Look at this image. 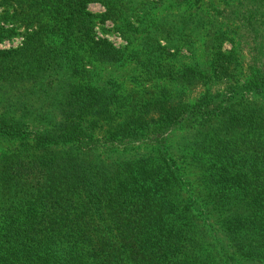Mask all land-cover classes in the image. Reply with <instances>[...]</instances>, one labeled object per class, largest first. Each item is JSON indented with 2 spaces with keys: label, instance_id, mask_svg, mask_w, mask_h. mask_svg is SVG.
I'll list each match as a JSON object with an SVG mask.
<instances>
[{
  "label": "trees",
  "instance_id": "trees-1",
  "mask_svg": "<svg viewBox=\"0 0 264 264\" xmlns=\"http://www.w3.org/2000/svg\"><path fill=\"white\" fill-rule=\"evenodd\" d=\"M93 1L115 10L113 0L0 3V41L13 35L5 24L24 28L20 47L0 50V82L28 85L7 97L11 114L0 113V148L13 143L0 150V264H264L260 25L248 77L214 92L239 58L221 51L229 32L198 10L199 0H176L187 13L179 27L129 22L126 31L143 35L146 59L157 60L154 80L166 76L160 40L177 41L193 55L178 85L201 89L194 99L186 89H158L133 104L115 80L85 69L81 47L106 65L125 54L95 41ZM256 2L253 26L264 18ZM200 39L218 55L215 72L192 52ZM29 95L37 96L31 107ZM18 109L35 117H16Z\"/></svg>",
  "mask_w": 264,
  "mask_h": 264
},
{
  "label": "rangeland",
  "instance_id": "rangeland-1",
  "mask_svg": "<svg viewBox=\"0 0 264 264\" xmlns=\"http://www.w3.org/2000/svg\"><path fill=\"white\" fill-rule=\"evenodd\" d=\"M115 10L110 12L105 4L99 1H93L88 4L87 10L96 15L93 24V36L95 41L108 40L116 47L125 50L122 61L114 65L101 64L95 59L89 57V51L86 48H80L81 53L87 63L85 65L86 71L91 74H97L95 80L113 79L116 84L121 87L122 91L128 96L131 103H135L138 99V95L147 98L156 97V91L158 89L167 88L172 91L173 94H178L184 91L186 88L178 85V73L183 72L186 65L192 61L191 50L182 46L177 41H172V44L161 39L160 43L163 46L168 47L167 52L162 53L159 58V66L162 67L165 77L162 79L153 78L155 73L151 69L157 67V60L152 61L150 58L146 59L148 50L145 47V43L142 41V34L136 29L134 32L126 31V27L130 22L132 26H140L141 22L147 24V17L152 21L157 22L161 26H177L187 23V19H183V15L186 16L185 4L181 5L176 0H113ZM258 10L264 12V0H199L198 10L203 14H207L212 18L215 25L221 31L229 32L228 40L223 39V45L220 46L221 51L228 52L234 50L238 54V63L234 65L226 64L229 70L226 74L220 76L219 80L213 86L214 92H222L227 88L229 83L234 81H243L248 77L249 68L255 63V57L257 55V48H255V25H260L259 32H264V18L259 20L257 24H252L250 17L252 15L253 8H256L254 3H258ZM2 0H0V3ZM152 2V4H150ZM178 3V4H177ZM4 7L0 4V20L1 16L5 14ZM152 11L146 14L148 11ZM105 13L108 16H104ZM148 15V16H147ZM163 16V18L161 17ZM186 18V17H185ZM3 21V20H2ZM1 22V21H0ZM4 22H1L3 25ZM127 25V26H126ZM8 28H13V35L4 38L0 41V50H10L18 48L24 41V28L17 23L5 24ZM214 36L210 37V41H213ZM261 39V38H260ZM202 43L201 39L196 40L194 43L192 52L196 54L197 59L201 62L203 68L207 72H215L217 63H219L218 55L215 51L208 52L204 47L200 48ZM170 54H177L176 57H171ZM264 61V56L262 57ZM154 63V64H153ZM66 63L62 65V70L65 72ZM76 68V65L74 66ZM82 71L79 68L78 72ZM93 72V73H92ZM174 77V78H173ZM174 79V80H173ZM28 85L20 84L16 89H23ZM186 89V94L190 99L196 98V94L201 90L200 87ZM16 89L11 88V84L0 82V113L8 114L12 110L9 106L7 97L18 92ZM138 94V95H137ZM17 101V99H16ZM37 96L29 95L27 103L35 105ZM19 102H22L21 100ZM14 103V101H13ZM26 106L29 108V105ZM16 105V104H15ZM23 106V105H20ZM20 106H17L20 108ZM11 114V113H10ZM25 112L22 109L15 111L16 117L24 116L26 121H32L35 117V113L31 116L24 115ZM181 134H176L178 137ZM12 142L2 145L0 150L4 151L12 147ZM15 145V144H14Z\"/></svg>",
  "mask_w": 264,
  "mask_h": 264
}]
</instances>
